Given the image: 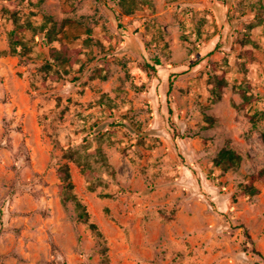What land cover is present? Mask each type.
<instances>
[{"label":"rangeland","instance_id":"1","mask_svg":"<svg viewBox=\"0 0 264 264\" xmlns=\"http://www.w3.org/2000/svg\"><path fill=\"white\" fill-rule=\"evenodd\" d=\"M255 111L264 0H0V264H264Z\"/></svg>","mask_w":264,"mask_h":264},{"label":"trees","instance_id":"2","mask_svg":"<svg viewBox=\"0 0 264 264\" xmlns=\"http://www.w3.org/2000/svg\"><path fill=\"white\" fill-rule=\"evenodd\" d=\"M131 1L133 2V0ZM17 26H19V24ZM15 30L16 29H12L11 32L14 34ZM46 34H48V32H46ZM12 44L13 45L11 47V52L20 53L22 51V48L25 49L26 47V43L22 39H18L16 37L13 39ZM151 67L154 68L153 66ZM243 96L245 97V99L248 98L246 97L247 95L245 93H243ZM249 117L252 121H256L260 118H264V111H255L253 113H249ZM261 138L264 144V131L261 132ZM240 160H241V155L235 149L230 147H223L218 151L217 155L214 157L213 164L221 169H228L238 166ZM60 172L64 181L61 187L63 193V199L64 200L72 199L75 202L76 206L79 208L78 216L83 220H87L88 213L86 211L85 205L80 201V199L76 196V194L72 190L73 184L70 180L68 165L67 164L62 165ZM257 177L261 178L262 180L264 179V167L259 171V175ZM257 177L256 175L250 176V182L244 187L242 191L243 194L253 195L257 192L258 189L253 184L254 180ZM90 188H93V186L91 185ZM90 227L96 231L97 235L100 238H102V233L99 231L95 223H90ZM244 233H245V237L247 238V241L253 244L252 241H250V237L246 229H244ZM252 251L258 254L264 260V255H262L258 250H256L253 245H252ZM102 252H103L105 264H109L105 245L102 247Z\"/></svg>","mask_w":264,"mask_h":264}]
</instances>
